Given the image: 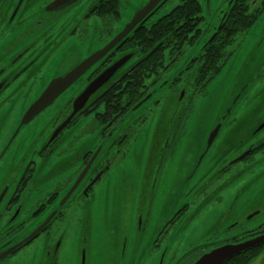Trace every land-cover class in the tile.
Here are the masks:
<instances>
[{
  "label": "flooded vegetation",
  "instance_id": "flooded-vegetation-1",
  "mask_svg": "<svg viewBox=\"0 0 264 264\" xmlns=\"http://www.w3.org/2000/svg\"><path fill=\"white\" fill-rule=\"evenodd\" d=\"M116 1L0 0V250L50 207L92 159L68 205L26 245L39 239L32 264H66L73 257L77 232L66 238L53 223L63 220L68 207L76 205L80 209L78 226L85 211L94 213L107 192L115 200L114 189L121 181L125 189L121 200L127 206L130 201L134 205L133 238L142 242L155 218L160 189L175 163V151L185 136L189 123L186 114L195 111L196 95L204 98L212 82L203 88L195 84L199 71L206 66L205 44L221 26L229 6L240 12L248 2L251 12L264 11V0H228L218 27L197 53L187 58L185 53L201 34L192 39L191 33L182 44L175 39L173 53L171 47L164 48L165 42L158 46L159 41L141 49L132 57L134 61L142 59L139 65L127 71L134 62L128 61L54 135L71 113L75 97L132 50L128 37L88 65L59 95H65L64 101L53 106L55 99L22 124L25 112L52 79L65 76L107 44L126 22L121 0ZM161 17L151 24L146 22L141 29L145 31ZM140 101L143 103L134 109ZM262 121L227 124L221 143L217 141L208 153L192 190L153 239L142 264H195L221 246L264 235V196L255 193L256 186L264 188V181L259 182L264 176V134L257 135L256 130ZM244 130L250 134L242 135ZM245 175L251 176L252 183H244ZM238 180L240 186L230 194L231 185ZM30 185L32 189L27 192ZM243 185H251L255 200L260 202L246 215L241 206ZM27 194L24 210L10 221ZM233 206L237 208L231 212ZM228 208L236 217H229L228 211L223 213ZM228 217L231 221L225 223ZM253 217L259 222L245 227L244 219ZM20 221L23 223L16 226ZM13 254L0 264H9L3 261ZM261 255L264 242L219 264H252Z\"/></svg>",
  "mask_w": 264,
  "mask_h": 264
},
{
  "label": "water",
  "instance_id": "water-1",
  "mask_svg": "<svg viewBox=\"0 0 264 264\" xmlns=\"http://www.w3.org/2000/svg\"><path fill=\"white\" fill-rule=\"evenodd\" d=\"M62 0H56V2H61ZM64 2L74 1V3L78 2L79 0H63ZM167 0H146L143 4L135 8L132 15L127 19L126 22L122 24V27L118 29L115 35L101 47L99 50L94 52L88 58L83 60L79 63L76 67H74L71 71H69L65 76L57 77L52 79L49 85L46 87L45 91L38 96V98L30 105V107L25 112L21 123L26 124L30 121L35 115L40 113L46 106L53 103V101L70 85L76 81V79L80 76L82 71L88 66L94 63L95 61L101 59L105 55H107L112 49L118 48L128 37L138 29L142 28L145 23L149 20V18L157 12V10L166 2ZM73 3V2H72ZM219 29V27L217 28ZM216 32V31H215ZM215 32L211 36H214ZM201 37V35H200ZM200 37L196 40L195 44L198 43ZM163 40H160L157 45L159 46ZM209 43V40L205 44V46ZM194 44V45H195ZM153 46L149 52L154 50L156 46ZM141 50L139 49H132L130 52L124 54L122 57L118 58L114 63L104 69L95 79H93L89 85L73 100L72 103V111L55 130L54 135L62 130L70 121V119L80 111L84 105L86 104L89 97L94 94L97 89H99L104 83H106L117 71L122 69V67L130 60L133 56H136L140 53ZM192 57L188 63L184 66L186 68L188 65L191 64ZM142 61L141 58L137 59L136 61L130 64L131 66L127 68V71L132 70L135 66H137ZM128 62V63H129ZM183 68V69H184ZM264 70V62L259 64V67L253 71H251L247 78L241 82L238 92L243 93L245 90L251 88L253 84L257 81L256 79L260 78ZM213 81V80H212ZM208 89V88H207ZM207 92V90H206ZM146 99H144L145 101ZM204 101V100H203ZM203 101L201 103H203ZM143 101H140L138 104L134 106V109L140 106ZM233 104L226 105L222 107L220 110L216 109V112L213 118L210 120L212 123L208 125L205 123H197L193 125L190 124V127L184 136L183 142L180 146L179 152H177L176 158L178 157V162L175 165L172 164L171 171L169 177L166 181L164 186L163 192L164 194L159 195L158 203H157V210L156 215L149 230L148 235L142 242L138 243L134 240L133 236V228H132V216L134 212V205L131 204L127 206L124 200L117 201L112 200L109 196V192L104 200V202L110 205V214L116 221H119L124 224L126 227V237L130 236L132 239V254L131 257L134 258L135 254L139 257H144L149 250L150 244L152 243L153 239L156 237L162 226L165 224L167 219L171 216L173 211L177 208V206L184 200L185 196L189 195L190 191L193 188V183L195 182V175L197 174L199 168L205 162L208 153L212 150L213 146L217 143L220 135L222 134L223 130L231 120V110ZM218 108V107H217ZM197 109H200L198 106ZM196 109V110H197ZM216 113L218 115L216 116ZM202 128V134L200 133V129ZM194 129V135H191V131ZM264 129V119L263 121L257 126L256 130L260 131ZM255 130V131H256ZM106 141V140H105ZM101 149L99 147L96 151ZM238 160V159H236ZM234 160V161H236ZM63 162V163H68ZM92 159L87 163L83 171L79 174L76 181H74L69 187H67L55 200V202L48 207L44 212H42L37 219L29 223L26 227H24L18 236L13 239H10L6 246L0 250V260L3 258L15 253L22 247L26 246L29 242H31L35 237L41 233L64 209L71 197L75 193V189L79 181L82 179L83 175L88 170ZM137 163H140L137 161ZM62 164V163H60ZM58 164L56 167H58ZM134 166L131 165V168ZM122 184V181H121ZM32 186L28 188L27 192H30ZM30 194H27L26 198H24V203L22 206H19V210L15 216H13L11 220H14L17 215L22 212L25 208L26 200L28 199ZM133 202V201H132ZM106 205L109 208V205ZM127 208L129 209L126 213ZM93 212L91 209H87L83 214V219L81 220V224H84L85 221H88ZM23 221L18 222L17 225H21ZM15 226V227H16ZM84 232H81L76 235L75 241V251L73 253V257L71 258V264H85V251L83 247L79 245V241L83 240ZM264 242V235L251 238L239 244L233 245H225L221 246L217 249L212 250L211 252L204 254L201 258H199L195 264H219L222 261H225L245 250L259 245ZM117 243L116 241L114 242ZM122 248H125V244H122ZM126 250L123 253H117L116 248L113 249L114 258L117 261L116 264H121L122 258H124ZM77 258L79 261L77 262ZM73 262V263H72ZM133 264H135L133 262Z\"/></svg>",
  "mask_w": 264,
  "mask_h": 264
},
{
  "label": "rangeland",
  "instance_id": "rangeland-1",
  "mask_svg": "<svg viewBox=\"0 0 264 264\" xmlns=\"http://www.w3.org/2000/svg\"><path fill=\"white\" fill-rule=\"evenodd\" d=\"M144 2H146V0H121V11H123L122 14L126 21L132 15L135 8ZM199 2L202 6L201 14L203 16L199 25L201 37L197 44L188 49L185 53V58L195 55L201 43L214 32L216 27H218L222 10L225 9L228 4V0H199ZM180 3L181 0H167L157 12L149 18L147 23L151 24L155 22L158 18L169 13ZM231 49L233 53L209 85L206 96L201 99L199 95H196V109L198 106L200 109H195V111L186 114V119L189 120V123L185 135L191 123L193 125L203 123V126L205 123H208L207 126H209L212 123L210 120L213 118L216 109L218 112L222 107L230 104H233V107L231 110L232 121L230 120L231 122L229 121V123L233 126L245 123L253 125L264 119V70L261 77L256 79L257 81L251 88L245 90L243 93L238 92L241 82L247 78L251 71L257 69L259 64L264 62V11L247 32L237 37ZM134 60L135 58H133L131 62ZM64 96L65 95H62L56 98L53 106L60 104L62 100L64 101ZM202 101L203 103H201ZM217 115L218 113H216V116ZM224 132L225 129L218 139L219 143H221L223 139ZM193 133L194 129H192L191 135H194ZM200 133L202 134V128L200 129ZM248 134H250L249 131L244 130L242 132V135ZM263 134L264 129L259 131L257 135ZM183 139L175 151V157L177 152H179ZM74 146H76V143L73 144V147ZM77 147L78 146L74 147L75 149L73 148L74 150H72L76 151ZM177 162L178 157L175 160V165ZM204 163L205 162H203V164ZM250 177V175H245L244 183H252ZM263 181L264 176L259 179V182ZM240 183V180H238L231 185L230 194L240 186ZM123 187L124 186L120 184L114 189L115 193L113 196L117 201H120L124 195L125 189ZM260 187V185L256 186L257 190L255 193L264 196V188ZM163 189H160L161 194H164ZM256 198L251 185L248 187L243 185L241 206L244 215L250 213L251 210L259 205L260 202L256 201ZM107 204L108 203L104 202V200L100 201V204L94 209L93 217L91 215L88 221H85L84 224L79 223L78 226L77 221L80 209L76 205H70L66 211L65 218L63 220H57L53 224H55L56 229L64 233L66 238L71 236L73 232L75 233L78 231V234L84 232L82 236L83 240L79 241V245L83 247L85 251V264H116L117 261L113 253L114 248H116L118 254L126 250L124 258L120 259L122 260L121 264H133V262L135 264H142L145 260L144 257H139L136 254L134 258L131 257L132 239L130 236H125L126 227L123 223L113 218L110 214V205L108 204V208L106 206ZM236 208L237 207L233 206L231 212L235 211ZM226 211L229 212V217H236L229 211V208L223 213H226ZM229 217L225 223L231 221ZM258 222L259 218L256 217L244 219L245 227L257 224ZM115 241L117 242L116 244L114 243ZM38 243L39 239L31 243V245L23 247L3 262L9 264H32L34 260L31 259L39 250ZM122 244H125V248H122ZM68 255L69 254L65 255V262ZM78 261L79 258H77V262ZM66 264H71V258L68 259ZM252 264H264V255H261L253 261Z\"/></svg>",
  "mask_w": 264,
  "mask_h": 264
},
{
  "label": "trees",
  "instance_id": "trees-1",
  "mask_svg": "<svg viewBox=\"0 0 264 264\" xmlns=\"http://www.w3.org/2000/svg\"><path fill=\"white\" fill-rule=\"evenodd\" d=\"M115 4H117L116 0ZM201 13L202 7L199 0H181L179 5L162 16L157 23L145 31L141 28L136 30L130 38L132 49H148L156 41L163 40L162 43L165 42L164 48L171 47V53H173L175 39H178L179 43L182 44L185 39L189 38L191 33H193L192 39L198 38L201 34L199 29L202 21ZM261 14L262 11L251 12L248 2L244 3V9L240 12L232 11L231 7H228L227 15L220 22L221 26L216 29L213 38L205 46H208L207 62L204 69L199 71L197 75L196 85L200 84L203 88L216 77L233 53L231 48L237 37L247 32ZM157 49V51L160 50ZM162 56L165 57L163 54ZM153 65H156V61L153 62Z\"/></svg>",
  "mask_w": 264,
  "mask_h": 264
}]
</instances>
